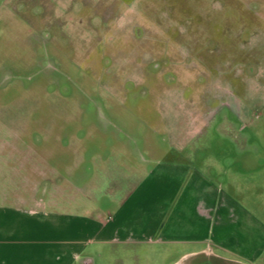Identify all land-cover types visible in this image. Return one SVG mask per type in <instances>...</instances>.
<instances>
[{
  "label": "rangeland",
  "instance_id": "obj_1",
  "mask_svg": "<svg viewBox=\"0 0 264 264\" xmlns=\"http://www.w3.org/2000/svg\"><path fill=\"white\" fill-rule=\"evenodd\" d=\"M125 145L149 169H201L230 199L232 231L260 243L264 0H0V203L70 179L92 190L91 213L106 208L105 192L143 177L118 159ZM195 249L107 248L97 264H174Z\"/></svg>",
  "mask_w": 264,
  "mask_h": 264
},
{
  "label": "crops",
  "instance_id": "obj_2",
  "mask_svg": "<svg viewBox=\"0 0 264 264\" xmlns=\"http://www.w3.org/2000/svg\"><path fill=\"white\" fill-rule=\"evenodd\" d=\"M108 148L107 166L117 149ZM119 149L127 154L118 157L122 164L134 161L131 168L143 177L123 195L105 192L106 208L91 213L92 190L70 179L64 188L50 184L47 199L17 196L13 205L0 203V264H97L109 260L107 248L158 244L199 247L174 264H255L261 258L264 235L255 244L232 231L230 199L201 169L171 161L149 169L137 149Z\"/></svg>",
  "mask_w": 264,
  "mask_h": 264
},
{
  "label": "flooded vegetation",
  "instance_id": "obj_3",
  "mask_svg": "<svg viewBox=\"0 0 264 264\" xmlns=\"http://www.w3.org/2000/svg\"><path fill=\"white\" fill-rule=\"evenodd\" d=\"M222 106H224V105H222Z\"/></svg>",
  "mask_w": 264,
  "mask_h": 264
}]
</instances>
